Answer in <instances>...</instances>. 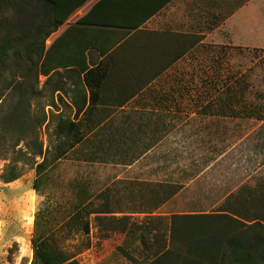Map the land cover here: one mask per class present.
Listing matches in <instances>:
<instances>
[{
  "label": "crops",
  "instance_id": "0c3cea01",
  "mask_svg": "<svg viewBox=\"0 0 264 264\" xmlns=\"http://www.w3.org/2000/svg\"><path fill=\"white\" fill-rule=\"evenodd\" d=\"M59 38L61 50L86 68L52 74L69 83L68 106L86 132L73 150L105 165L109 178L127 183L141 204L162 203L159 210L190 184L207 183L206 173L225 155L213 146L222 117L201 112L203 93L219 91V77L234 75L233 51L264 50V0H86L49 38L51 45ZM63 89L60 81L54 91L66 101ZM258 122L257 131L264 120ZM149 208L113 215H157ZM182 213L209 212L168 215Z\"/></svg>",
  "mask_w": 264,
  "mask_h": 264
},
{
  "label": "trees",
  "instance_id": "16d2710c",
  "mask_svg": "<svg viewBox=\"0 0 264 264\" xmlns=\"http://www.w3.org/2000/svg\"><path fill=\"white\" fill-rule=\"evenodd\" d=\"M85 1L0 0V160L6 156L7 141L2 133L10 129L17 133L11 148L25 142L30 154L41 158L40 162H35L34 188L38 193L49 169L65 159L85 136L82 122L60 120L56 127L59 143L54 148L51 140V145L45 148L38 138H22L25 125L36 134L48 120L45 107L40 108L41 115L33 112L32 100L47 88L53 72L76 66L86 70L68 55L67 49L61 50V38L47 47L48 39ZM79 24H84V20ZM89 75L85 81L92 93L95 85L90 82ZM41 76L47 77V81L39 91ZM219 78V91L203 93L204 101H208L202 113L207 115L214 111L222 118L264 120V104L246 102L250 85L244 76L228 73ZM21 174L18 166L10 163L0 179L10 183ZM230 199L226 198L216 212L150 216L142 223L133 222L129 217L109 215L115 212L108 204L91 208L93 201L89 199L76 206L73 219L77 223V220L96 214L98 227L106 236L115 232L125 237L119 251L132 264H264V198L261 196V213L250 216L240 212L243 203ZM155 200L149 213L162 204ZM84 231L90 234L88 219ZM32 244L31 264H79L75 254L59 250L46 234H37Z\"/></svg>",
  "mask_w": 264,
  "mask_h": 264
},
{
  "label": "rangeland",
  "instance_id": "374dc122",
  "mask_svg": "<svg viewBox=\"0 0 264 264\" xmlns=\"http://www.w3.org/2000/svg\"><path fill=\"white\" fill-rule=\"evenodd\" d=\"M51 43L49 39L47 47ZM247 51H233L234 57L229 61V67L234 75L244 76L250 85L246 102L264 104V50ZM64 78L58 75L51 77L47 88L42 89L47 77H40L39 91L42 89V92L34 97L32 107L33 112L39 115L42 113L40 108L45 107L48 120L37 129L36 134L25 125L22 138H38L45 148L51 145L50 140L53 148L59 143L56 129L58 122L75 120L74 109L68 106L69 83ZM60 81L66 101L54 91ZM231 82L233 84V79ZM218 124L222 136L220 142L214 137L213 146H218L220 153L225 155L206 173L207 183L198 181L190 184L172 203L157 210V215L167 217L169 213L175 212H216L221 209L224 197L231 193L230 201L244 204L240 211L244 215L261 213V188L264 183L257 182L264 178V125L257 131L260 122L241 117L221 118ZM228 127L231 130L235 128V133L229 134L232 131L228 133ZM250 130H253V134L245 140L244 136ZM2 134L7 142L6 156L0 160V175L10 163L18 166L22 174L10 183L0 179V264H17V261L19 264H31L32 241L37 234L48 235L51 243L59 250L75 254L79 264H132L119 251L125 242L123 235L110 232L106 236L98 227L96 214L74 222L75 209L89 199L93 201L91 208L97 209L98 206L108 204L114 212L121 209L126 212L134 209L145 211L151 205L141 204V197L128 193L127 183L113 182L105 165L92 164L78 150L70 151L65 159L49 169L43 182L45 184L38 193L34 188L37 178L35 162H40L41 158L30 154L25 142H21L15 149L11 148L17 133L8 129ZM228 136L232 138L228 139ZM204 138L209 140L210 136ZM220 174L222 177L219 183L214 177ZM150 216L135 213L131 221L142 223ZM87 219L90 223L89 235L84 231Z\"/></svg>",
  "mask_w": 264,
  "mask_h": 264
},
{
  "label": "clouds",
  "instance_id": "9594fccd",
  "mask_svg": "<svg viewBox=\"0 0 264 264\" xmlns=\"http://www.w3.org/2000/svg\"><path fill=\"white\" fill-rule=\"evenodd\" d=\"M17 264H19V261H17Z\"/></svg>",
  "mask_w": 264,
  "mask_h": 264
}]
</instances>
